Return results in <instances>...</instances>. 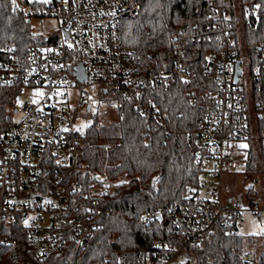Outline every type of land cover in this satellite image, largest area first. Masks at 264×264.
<instances>
[{"label": "built area", "instance_id": "1", "mask_svg": "<svg viewBox=\"0 0 264 264\" xmlns=\"http://www.w3.org/2000/svg\"><path fill=\"white\" fill-rule=\"evenodd\" d=\"M204 2L212 19L209 43H218L219 50L205 55L204 70L215 87L203 95L204 113L189 142L208 179L199 178L179 204L143 215L146 225L162 220L171 239H156L151 251L134 261L123 255L117 264H194L191 248L201 246L215 225L233 234L245 212L258 222L263 217L254 199L244 206L228 195L222 198L219 177L244 161L255 165L256 155L264 169V40L247 47L219 0ZM44 16L57 22L56 33L46 36L44 44H32L25 53L0 45V86L17 88L18 99L31 92L18 119L14 108L12 123L0 131V246L16 243L17 226L37 260L66 252L64 264H83L79 253L103 229L104 200L115 195L126 177L81 162L89 128L82 132L78 118L85 110L93 122L98 113L92 108L99 106L101 96L119 114V95L133 102L140 117L163 127L153 89L186 78V67L194 66L201 54L175 44L150 55L157 71H141L137 55L122 45L120 32L122 21L138 18L136 0H50ZM237 61L240 74L234 82ZM79 66L83 80L76 76ZM92 87L97 93L86 95ZM76 90L73 102L71 91ZM253 262V252L245 250L242 264Z\"/></svg>", "mask_w": 264, "mask_h": 264}, {"label": "trees", "instance_id": "2", "mask_svg": "<svg viewBox=\"0 0 264 264\" xmlns=\"http://www.w3.org/2000/svg\"><path fill=\"white\" fill-rule=\"evenodd\" d=\"M136 2L138 18L122 21L120 32L122 45L137 55L141 71H157L150 55L171 50L175 44L196 48L201 57L194 66L186 67L189 69L186 78H176L166 87L153 89V101L163 117V127H155L151 120L140 117L133 102L119 95L115 100L121 114H117L116 122L101 123L97 114L94 116L84 136L81 162L91 169L106 167L114 175H124L126 182L117 188L115 195L104 200L105 214L100 218L103 229L95 232L89 246L79 253L83 264H117L123 255L134 261L141 253L152 250L154 240L171 239L162 220L146 225L142 217L179 204L203 173V166L195 160L189 134L203 116L201 103L205 91L215 87L213 77L204 70L205 55L219 50L218 43H209L212 36L209 6L204 0ZM219 2L236 27L240 26L247 47L253 48L264 40V0ZM45 8L43 2L0 0V45L14 46L25 53L32 44H44L46 36L30 32V20L42 17ZM190 38L196 40L191 43ZM18 96L17 88L0 86V131L12 123L13 101ZM249 165L252 168L253 161ZM246 197L251 200L253 193L249 191ZM13 227L16 243L0 246V264H64L68 258L66 252H61L37 260L20 227ZM256 243L259 242L254 237L230 234L226 228L215 225L201 246L191 248V254L194 264H242L243 252L249 249L254 254L253 264H264V242L259 243L258 254L253 251Z\"/></svg>", "mask_w": 264, "mask_h": 264}, {"label": "rangeland", "instance_id": "3", "mask_svg": "<svg viewBox=\"0 0 264 264\" xmlns=\"http://www.w3.org/2000/svg\"><path fill=\"white\" fill-rule=\"evenodd\" d=\"M28 2L37 1L43 2L47 4L50 0H26ZM23 2V0H22ZM25 10L27 11L26 5H23ZM237 9V8H236ZM238 14V11H237ZM238 16V15H237ZM237 27L241 30L240 26ZM57 30V22L54 17L44 16V17H33L30 20V32L33 35H43L48 36L55 34ZM242 31V30H241ZM240 42L245 39V35L241 32ZM243 35V36H242ZM243 43V42H242ZM97 93V88L92 87L90 91L85 90L84 93L86 95H91ZM72 100L74 102V97L76 96V91H71ZM31 94L30 91H26L22 94L21 99L15 98L13 101V105L17 108V113L13 115L14 120L18 119L21 114L20 108L21 105L25 102V100ZM104 96H101L100 99H104ZM107 101V100H106ZM106 101H103L96 108H92V113H98V120L107 123H114L117 121V114L115 107L112 104H108ZM91 113V114H92ZM84 117H80L77 120V127H80L82 132L86 131L87 128L90 127L92 123L91 117H85L86 112L84 110ZM256 164L251 168L249 164L244 161L235 171L232 172H223L219 180L221 182V190H222V198L228 195L232 199L241 202L244 206L249 205V197L246 195L250 191L253 193V197L256 204L264 210V169L262 167V161L260 157L255 156ZM208 177L205 173L200 176V182L207 180ZM255 193H254V192ZM238 233L243 235L244 237H254L258 240L259 243L264 242V211L263 217L261 221H256L252 218V214L250 212H245L242 219V224L238 228ZM259 243L255 244L253 247V251L255 254L259 252ZM247 248L251 246L247 245Z\"/></svg>", "mask_w": 264, "mask_h": 264}, {"label": "water", "instance_id": "4", "mask_svg": "<svg viewBox=\"0 0 264 264\" xmlns=\"http://www.w3.org/2000/svg\"><path fill=\"white\" fill-rule=\"evenodd\" d=\"M238 66H239V62L237 61V62L235 63V68H236V70H235L234 82L237 81L238 75L240 74V70L238 69ZM79 69H80V66L77 67L78 72L76 73V76H77L80 80H83L84 77L80 74Z\"/></svg>", "mask_w": 264, "mask_h": 264}]
</instances>
